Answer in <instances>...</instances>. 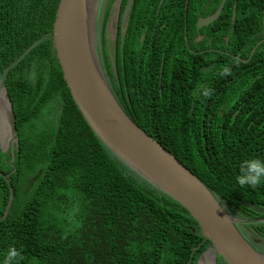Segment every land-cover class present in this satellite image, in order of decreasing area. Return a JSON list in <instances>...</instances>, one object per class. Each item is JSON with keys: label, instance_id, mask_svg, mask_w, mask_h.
<instances>
[{"label": "trees", "instance_id": "1", "mask_svg": "<svg viewBox=\"0 0 264 264\" xmlns=\"http://www.w3.org/2000/svg\"><path fill=\"white\" fill-rule=\"evenodd\" d=\"M178 1L176 9L183 10V0ZM172 2L165 0L159 13ZM57 4L58 0H0V70L16 119L18 166L23 173L34 166L38 170L32 191L17 199L0 220V264H6L12 249L19 255L11 264H193L210 243L205 239L200 245L204 237L198 222L178 201L118 159L73 100L53 45ZM133 5L124 44L138 52L142 31H134V21L137 12L150 6L147 0H134ZM247 9L239 0L237 10ZM107 13L108 7L97 18L96 45L125 112L195 173L229 213L240 218L264 216L240 202L264 208V183L251 187L238 182L242 161L264 160V113L253 115L251 128L202 132L196 114L192 117L182 109L176 92L163 107L156 102L150 109L152 96L140 86L143 76L140 89L132 76L128 81L123 77V87L118 85L107 57ZM178 18L181 30L183 18ZM115 43L120 57V39ZM140 68L146 67L140 63ZM235 68L248 73L245 65ZM252 94L264 105V74L236 91L240 101H254ZM44 111L54 113L46 130L37 125ZM224 137L235 141H218ZM246 225L259 227L264 238V222Z\"/></svg>", "mask_w": 264, "mask_h": 264}, {"label": "flooded vegetation", "instance_id": "2", "mask_svg": "<svg viewBox=\"0 0 264 264\" xmlns=\"http://www.w3.org/2000/svg\"><path fill=\"white\" fill-rule=\"evenodd\" d=\"M164 1L147 0L150 8L144 12H137L134 31L142 33L139 35L140 44L136 52L127 49L124 44L134 0L125 24L122 18L127 0H104L103 13L108 7V21L116 7L119 11L113 48H110L111 35L107 32L106 36L107 57L117 72L118 85L123 87L120 83L126 84L125 80L128 81V77L132 76V79L137 80L138 89L141 86L143 93L148 91L147 95L152 96L148 106L150 109L156 106V102L160 108L163 107L166 99L174 96L173 93L176 92L182 99V109L188 110L192 117L196 114V122H200L202 132L217 127L221 131L253 127L255 125L253 115L264 113V105L253 94L251 97H256L254 101L252 99L240 101L241 96H236V91L243 90L264 74V0H240L248 5L247 10L240 11L237 10L239 0H183V10L176 9L180 2L174 0L169 4L168 10L159 13ZM155 2L156 11L153 10ZM231 4L229 12L227 8ZM178 17L183 18L181 30L177 23ZM118 38L120 57L117 56L115 43ZM104 61L102 67L108 79ZM140 63L146 68H140ZM126 64L130 70L128 73L125 70ZM237 65L247 66L248 73L238 72L235 68ZM225 67L231 70L230 75H221ZM1 73L0 70V80L3 83ZM142 76V85L139 86ZM152 80L153 83L150 84ZM110 87L112 89L111 84ZM204 91L210 94L205 96ZM16 135L18 137L17 133ZM203 141H208V138ZM218 141L232 143L235 139L224 137ZM18 142L19 137L17 142L10 138L4 147L0 144V209L2 208L0 220L8 214L12 204L17 199H23L28 191L27 179L18 166L19 157L16 153ZM34 176L36 177V174ZM11 194L13 198L8 212L5 213ZM221 203L228 209L225 203ZM245 219H264V216ZM246 224L239 223L237 227L257 250L264 253V238L259 232L260 228ZM204 240L200 245L205 242ZM207 248H210V243L199 252L193 264H197ZM209 255H207L209 258L213 257L212 254ZM214 260L215 264H228L220 255L215 256Z\"/></svg>", "mask_w": 264, "mask_h": 264}, {"label": "water", "instance_id": "3", "mask_svg": "<svg viewBox=\"0 0 264 264\" xmlns=\"http://www.w3.org/2000/svg\"><path fill=\"white\" fill-rule=\"evenodd\" d=\"M132 2L127 0L123 24ZM99 3L100 0H58L53 23V45L63 77L85 121L118 159L178 201L195 218L204 239L210 241V248L200 256L197 264H215L217 255L228 264H264V253L237 227L239 223L264 219H245L229 213L207 185L135 123L118 102L96 45ZM118 18L116 7L107 23L109 33L115 35ZM16 133L12 102L0 80V144L4 147L10 138L17 142ZM12 198L13 194L5 213ZM240 202L256 213H264L259 205L245 200ZM209 254L213 257L209 258Z\"/></svg>", "mask_w": 264, "mask_h": 264}, {"label": "clouds", "instance_id": "4", "mask_svg": "<svg viewBox=\"0 0 264 264\" xmlns=\"http://www.w3.org/2000/svg\"><path fill=\"white\" fill-rule=\"evenodd\" d=\"M231 70L225 67L221 75H230ZM205 96L209 95L208 91H204L203 93ZM239 184L256 187L264 183V160L261 159H251V160H244L240 164V173L238 176ZM19 253L12 249L9 253L8 259L6 264H11L12 259L18 256Z\"/></svg>", "mask_w": 264, "mask_h": 264}, {"label": "rangeland", "instance_id": "5", "mask_svg": "<svg viewBox=\"0 0 264 264\" xmlns=\"http://www.w3.org/2000/svg\"><path fill=\"white\" fill-rule=\"evenodd\" d=\"M99 11H98V15H97V18L99 17L100 18V15L101 13H103V5H104V0H100V3H99ZM100 13V14H99ZM107 32L109 33V31L107 30ZM109 34H111V44H110V48H113V44H114V39H115V35L113 34V32H110ZM54 119V113H48V112H45L44 111V115L42 118H39L38 122H37V125L40 126V128H45L49 123H52V120ZM47 127L44 129L46 130ZM38 130H41L43 131L42 129H39ZM31 132H29L27 135H30ZM37 168H41L39 164L36 165ZM35 171H37V169L35 168V166L33 168H27L26 171L24 172L23 176L26 177L27 179V182H28V191H32V184H33V180H34V173ZM33 176V177H32ZM261 221H259L258 223H260ZM260 227H263V226H260Z\"/></svg>", "mask_w": 264, "mask_h": 264}]
</instances>
